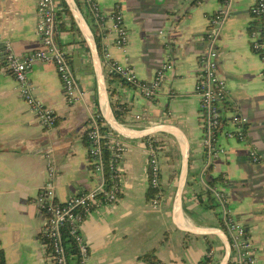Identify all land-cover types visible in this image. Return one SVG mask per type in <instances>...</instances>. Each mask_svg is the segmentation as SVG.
I'll list each match as a JSON object with an SVG mask.
<instances>
[{
    "label": "crops",
    "instance_id": "obj_1",
    "mask_svg": "<svg viewBox=\"0 0 264 264\" xmlns=\"http://www.w3.org/2000/svg\"><path fill=\"white\" fill-rule=\"evenodd\" d=\"M96 1L105 11L117 5L129 33L124 50L114 46L110 32L100 36L101 59L106 48L114 60L133 66L139 81L145 83H150L165 57L173 63L152 99L133 85L110 80L111 75L103 72L112 106L123 107L119 121L125 127L142 130L168 120L186 134L192 159L180 200L181 219L185 228L203 229L206 236L214 237L210 234L222 228L215 208L206 201V178L200 177L203 127L200 99L194 90L201 69L199 52L209 43L207 36L193 35L210 30L221 0ZM254 1L232 0L213 43L217 71L228 89L223 102L229 108L225 116L241 115L246 122L244 140L226 137L225 132L233 126L229 119L223 124L217 139L223 153L213 159L209 173L220 176L216 183L225 189L235 217L252 240L259 264H264V62L262 53L252 49L249 36L260 24L251 13ZM56 4V44L67 54L82 94L74 105H68L54 65L35 61L29 70L35 95L57 115L56 126L45 130L21 98L3 60L4 41H10L21 55L42 48L35 33L36 0H0V250L5 264H46L38 239L44 217L32 204L45 180L46 152L54 155L58 201L93 189L98 181L82 137L87 119L100 111L103 99L96 75H88L93 68L90 48L64 1L56 0ZM79 10L85 18L82 6ZM195 41L204 42L202 50L195 49ZM137 114L142 115L140 121L135 120ZM155 136L164 144L157 150L162 193L158 207L153 208L147 198L146 138H124L118 201L93 211L81 225L89 249L86 264H148L140 258L148 251H153L160 264H196L208 247L212 249L210 264L221 263L225 251L221 239L190 240L174 226L171 210L185 148L177 133ZM46 144L50 148L42 150ZM253 155L258 157L256 161Z\"/></svg>",
    "mask_w": 264,
    "mask_h": 264
},
{
    "label": "built area",
    "instance_id": "obj_2",
    "mask_svg": "<svg viewBox=\"0 0 264 264\" xmlns=\"http://www.w3.org/2000/svg\"><path fill=\"white\" fill-rule=\"evenodd\" d=\"M80 1L84 13L87 11L94 23L98 25V34L103 36L110 32L114 35V46L124 50L129 33L120 8L115 5L111 11H105L102 10L96 0ZM188 1L199 2V0ZM221 3V6L215 11L210 20L212 33L207 36L209 47L199 52L198 59L201 69L197 74L194 85L195 93L200 99V118L203 127L204 165L201 178H204L205 172L213 159L223 153L222 147L217 144V139L223 126L220 106L227 99L228 89L225 80L219 76L217 71V51L213 47V43L217 39L229 13L232 0H221ZM57 11L56 0H36L37 21L35 33L41 39L42 48L21 55L13 50L10 41L3 42L4 69L14 78L21 98L45 130L53 129L56 126L57 115L53 109L46 106L35 95V86L29 78V70L35 61L51 62L54 65L62 84L63 98L68 105H74L82 94L78 88L77 77L67 54L56 44ZM251 13L259 19L260 23L259 29L251 31L249 34L251 47L254 51L262 53L264 62V0H255L251 7ZM103 30L105 31L103 32ZM101 66L107 75H110V73L118 74L124 83L135 86L147 99H152L157 94L165 73L173 69L172 61L165 57L155 70L150 83L141 82L133 66L129 63L114 60L106 48H103ZM141 118V114L135 115L136 121H140ZM229 122L233 126V130L226 131V137L244 140L243 126L246 118L233 114L229 118ZM158 124L160 123L154 125ZM86 125L87 153L90 165H92L91 171L98 177L95 187L71 195L65 201H58L55 193L56 168L54 155L48 152L45 157V180L32 199V204L44 217L38 239L40 243L39 253L46 264H72L67 251V243L63 236L64 229L77 245L79 264H86L89 258V249L81 233V225L93 211L102 206L114 205L122 191L120 174L121 159L126 147L124 138L114 133L110 128L106 132L101 131L100 127L107 124L98 110L90 115ZM150 137H146L145 140L148 187L159 190L161 170L158 161V149L154 145V140ZM104 144H107L110 150L108 161L110 168L109 184H107V177L104 174L105 165L102 154ZM257 159L258 157L253 155V160L256 161ZM204 190L213 199L221 228L228 236L231 248L230 263L259 264L254 253L252 240L242 222L235 217L225 189L217 183L209 184L205 182ZM159 200L160 198L156 197L150 199L151 206L157 208Z\"/></svg>",
    "mask_w": 264,
    "mask_h": 264
},
{
    "label": "water",
    "instance_id": "obj_3",
    "mask_svg": "<svg viewBox=\"0 0 264 264\" xmlns=\"http://www.w3.org/2000/svg\"><path fill=\"white\" fill-rule=\"evenodd\" d=\"M63 1L66 4L69 12L71 13V16L78 30L80 31L83 39L86 41L87 45L90 48V52H91L90 56H91L93 68L91 69V71H89L88 75H91V74L96 75L97 84L99 86L98 89L100 90L98 93L103 99L102 103H100V112H101V115L105 123L114 133L120 135L121 137L125 139H129V140L143 139L149 136H155V135L162 134V133H168V134L177 133L180 136L184 144L185 153L182 157V162H181V166H180V170L178 174L176 190H175L173 204H172V210H171L172 222L174 226L187 239L203 240V241H206L212 238L221 239L224 242L225 251H224V257L220 264H228L229 259H230L231 248H230L228 236L223 230L217 229L215 233L210 234V235H213L214 237L206 236V234L200 235V236L193 235L186 230L185 224L182 222V219H181L180 200H181V196H182L185 183L187 181L189 164L192 159L191 147H190V142H189L188 137L177 125L170 123L168 120H165L158 125L146 127L145 129H142V130H134V129L125 127L119 120H117L114 117L112 104L109 99V92L106 86L104 72L101 66V58L97 50L94 37L89 28V25L86 22L84 16L80 12L74 0H63ZM211 33H212V30L210 29L208 31L196 33L193 35V37L196 38V37L208 36ZM194 44H195L196 50L203 49V46H204L203 41H195ZM49 148H50V145L46 144V146L42 148V150H46Z\"/></svg>",
    "mask_w": 264,
    "mask_h": 264
},
{
    "label": "trees",
    "instance_id": "obj_4",
    "mask_svg": "<svg viewBox=\"0 0 264 264\" xmlns=\"http://www.w3.org/2000/svg\"><path fill=\"white\" fill-rule=\"evenodd\" d=\"M77 3V6L79 8H81V1L79 0H75ZM67 11V8L65 9ZM68 12V11H67ZM85 18H87V22L89 25V28L92 32V35L94 37L96 46H97V50L99 52V54L101 53V42H100V35L98 34V25L96 23H94L91 15L85 11ZM105 30H103L104 32ZM111 77L110 80H114V79H119L120 81L123 82V80L120 79V76L118 74L115 73H110ZM113 107V106H112ZM113 114L114 117L117 120L121 119V115L123 113V107L122 105H117L116 107H113ZM229 110L228 105L226 103H223L222 106H220V111L222 113V117H221V122L224 124L226 122L227 119H229L227 116H225V113ZM87 123V121H86ZM101 131L106 132L109 130V127L107 125H102L100 127ZM151 139H153L154 141V145L157 149H163L164 144H162L161 142L156 140V136H151ZM83 141L88 145V138L86 136V130L85 133L83 134L82 137ZM108 145L104 144L102 147V154H103V158H104V165H105V169H104V174L107 177V184H109V175H110V168L108 165V161L110 159V150L108 149ZM165 154L168 155L167 152H165ZM92 168V165L90 166ZM211 171V167L208 168V170L205 172V178L207 183L209 184H214L217 182V180H219L220 176H213L211 175L209 172ZM207 195L206 201L207 203L211 206V207H215V203L213 201V199L208 195V193H205ZM162 193L160 192V189H155V188H151L149 187L147 190V198L148 199H152L154 197L156 198H161ZM200 196V195H199ZM63 236L65 238V241L67 243V251L69 254V259L70 262L72 264H79V254H78V248L76 243L74 242V240L68 235L66 229L63 230ZM212 249L211 247H208L207 249V254L203 257V259L199 262H197L196 264H210L211 259H212ZM141 260L147 262L148 264H160L159 259L156 257V255L153 253V251H148L146 253H144L143 255L140 256ZM0 264H5V257H4V253L2 250H0Z\"/></svg>",
    "mask_w": 264,
    "mask_h": 264
},
{
    "label": "bare ground",
    "instance_id": "obj_5",
    "mask_svg": "<svg viewBox=\"0 0 264 264\" xmlns=\"http://www.w3.org/2000/svg\"><path fill=\"white\" fill-rule=\"evenodd\" d=\"M187 231L192 232V233H197V234H205L207 233V231L203 230V229H190V228H186Z\"/></svg>",
    "mask_w": 264,
    "mask_h": 264
},
{
    "label": "rangeland",
    "instance_id": "obj_6",
    "mask_svg": "<svg viewBox=\"0 0 264 264\" xmlns=\"http://www.w3.org/2000/svg\"><path fill=\"white\" fill-rule=\"evenodd\" d=\"M43 129H44V128H43ZM48 152H50V151H48ZM48 152H46L45 155H46ZM50 153H51V152H50ZM52 154H53V153H52ZM45 168H46V164H45Z\"/></svg>",
    "mask_w": 264,
    "mask_h": 264
}]
</instances>
